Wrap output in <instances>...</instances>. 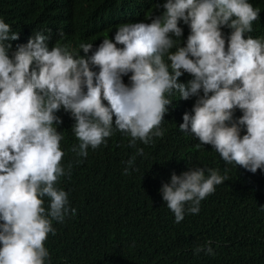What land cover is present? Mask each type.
Listing matches in <instances>:
<instances>
[{
    "label": "clouds",
    "instance_id": "9594fccd",
    "mask_svg": "<svg viewBox=\"0 0 264 264\" xmlns=\"http://www.w3.org/2000/svg\"><path fill=\"white\" fill-rule=\"evenodd\" d=\"M160 7L146 17L150 23H121L113 38L81 43L84 56L68 44L50 48L41 31L12 51L19 33L0 18V264H50L45 245L56 235L53 221L76 215L59 187L73 169L64 164L65 137L57 130L61 109L75 121L78 144L69 151L76 157L107 146L117 131L128 137L136 151L127 175L144 155L137 143L163 137L171 97H195L179 130L197 147L211 145L227 165L264 171V38L249 35L260 9L249 0H165ZM181 21L190 29L184 46ZM185 73L192 78L179 82ZM227 179L219 169L192 167L173 171L159 192L179 223L198 214ZM211 243L195 246L194 254L215 255Z\"/></svg>",
    "mask_w": 264,
    "mask_h": 264
},
{
    "label": "trees",
    "instance_id": "16d2710c",
    "mask_svg": "<svg viewBox=\"0 0 264 264\" xmlns=\"http://www.w3.org/2000/svg\"><path fill=\"white\" fill-rule=\"evenodd\" d=\"M164 2L0 0V18L19 33V40L11 41L12 51L41 31L50 36V48L68 44L84 56L81 43L95 47L105 37L113 38L121 23H150L146 17L159 15ZM249 3L260 9V20L249 35L264 38V0ZM180 26L184 46L190 29L182 21ZM222 31L227 35L231 30ZM191 78L185 73L179 82ZM171 99L173 105L161 125L163 137H154L149 145L137 143L144 155L136 156L127 175L126 162L136 151L127 146L128 137L117 131L107 146L89 148L86 158L76 157L69 151L78 144L71 132L75 121L63 109L56 113L63 121L57 130L65 137L64 164L73 163L71 178L62 177L59 187L69 193L70 205L77 211L63 223L53 221L56 235L49 234L45 245L50 264H264V171L253 174L227 165L211 145L197 147L193 135L179 130L183 114L191 112L196 98L180 100L177 93ZM240 115L237 109L235 116ZM76 159L82 162L76 164ZM192 167L219 169L228 179L201 201L198 214L186 213L176 223L159 189L170 182L173 171L179 175ZM209 240L215 255L194 254L195 246Z\"/></svg>",
    "mask_w": 264,
    "mask_h": 264
}]
</instances>
